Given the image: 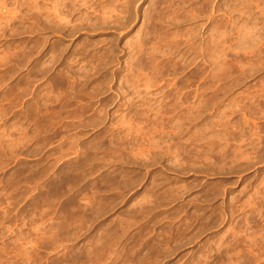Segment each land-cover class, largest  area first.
I'll use <instances>...</instances> for the list:
<instances>
[{"label":"rangeland","instance_id":"rangeland-1","mask_svg":"<svg viewBox=\"0 0 264 264\" xmlns=\"http://www.w3.org/2000/svg\"><path fill=\"white\" fill-rule=\"evenodd\" d=\"M168 2L0 0V264L122 262L85 259L96 224L44 199L65 179L88 214L128 186L100 220L129 212L146 264H264V0Z\"/></svg>","mask_w":264,"mask_h":264},{"label":"bare ground","instance_id":"bare-ground-1","mask_svg":"<svg viewBox=\"0 0 264 264\" xmlns=\"http://www.w3.org/2000/svg\"><path fill=\"white\" fill-rule=\"evenodd\" d=\"M164 4H169L168 0H163ZM69 11H74L76 12L77 6L74 4L71 8H68ZM152 15L150 17L151 20L156 21V22H161L163 19L160 14ZM109 27L108 22H103L102 24H96L94 25L93 29L95 31L101 30V29H106ZM90 28H83V27H75L74 30L75 32H80L82 30H89ZM163 32L162 28H158L155 26L151 27L150 29V34H155L158 35ZM142 46H146L144 43ZM58 52L62 53V50H58ZM115 48L114 45H112V48L108 50L107 52V59L108 62H104L102 65L101 70H105L107 67L113 65L115 63ZM140 68L145 69V64L141 65ZM116 75V74H115ZM113 74V76H115ZM70 78L74 79L76 81L80 80H86L89 82L91 80L92 76L90 73L88 74H74L73 72H70ZM106 79H108V76H105ZM65 78H60L57 81V84L60 87L65 86ZM215 100H210L208 101L207 104V109H212L214 106ZM209 110V111H210ZM214 136L218 138L217 146L213 145L211 147V151L213 152H225L228 154V148L229 146L226 145L230 142V135L227 133H223L222 131L218 130L217 127H214ZM223 142H225L223 144ZM225 145V146H224ZM209 152V151H207ZM221 162L216 160L215 165L220 164ZM75 182H78V180H75ZM108 183V188L104 191V196H105V201L109 205V208L105 211H102L101 213H96L92 212L91 214L87 213V210L80 205L82 201V197H95L98 195L100 192L98 190L94 191L93 189H81V190H76L73 193L71 191H68L70 185L72 182L70 180L65 179L62 180L57 188L54 190H51L47 196H45L46 202H50L52 204L58 203L60 205V211L59 215L62 216L64 219L72 221V222H81V223H90L92 226L96 227V238L93 240L94 246L92 245L90 247L86 248V253H85V259H88L89 261L91 259L95 260H100L107 256L109 259L112 257H115V261L121 260V263H114L112 262L111 264H146L145 261L147 260L146 255H140L138 251L133 249V247L138 244L140 241H142V236H132L127 238L128 235V230L131 225V222L129 221L131 218V215L129 212L124 213L122 220H120L119 224H114L113 221L109 223H104L100 219L105 217L108 212L110 211L111 207L115 205L120 197L124 195V192L127 191L128 186H125L124 188L120 186L112 187V184L115 183L114 180H107ZM138 183V180L133 183V186ZM130 188V187H129ZM120 191L119 194H116L117 196H112V192L114 191ZM101 191V192H102ZM149 195V194H145ZM65 199V200H64ZM64 200V202H63ZM167 201H171L169 193L163 194V197L158 201L159 203H164ZM172 216V215H171ZM124 239H127L126 242L124 243ZM150 242V241H148ZM121 250L118 245H122ZM150 255V253H147ZM59 264V262H57Z\"/></svg>","mask_w":264,"mask_h":264}]
</instances>
